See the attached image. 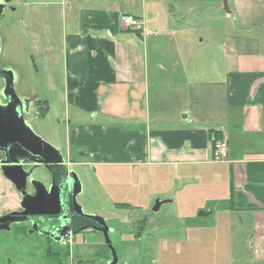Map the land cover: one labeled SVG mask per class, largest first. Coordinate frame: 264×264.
<instances>
[{
  "label": "crops",
  "instance_id": "1",
  "mask_svg": "<svg viewBox=\"0 0 264 264\" xmlns=\"http://www.w3.org/2000/svg\"><path fill=\"white\" fill-rule=\"evenodd\" d=\"M222 1L29 0L24 35L1 27L0 56L15 43L33 56L42 52L47 90L64 99L68 162L141 167L142 184L147 168L183 193L190 216L211 215V203L227 200V218L247 234L246 250L234 253L264 264V0H227L230 13ZM121 13L136 15L151 34L124 27ZM207 34L220 40L204 42ZM2 64L13 68L9 58ZM213 139L226 140L225 160L210 158ZM73 150L79 161L70 159ZM19 199L0 171V214ZM34 237L20 243L0 234V264H13L16 250L30 251L27 238ZM40 253L48 264L59 262L53 252Z\"/></svg>",
  "mask_w": 264,
  "mask_h": 264
},
{
  "label": "rangeland",
  "instance_id": "2",
  "mask_svg": "<svg viewBox=\"0 0 264 264\" xmlns=\"http://www.w3.org/2000/svg\"><path fill=\"white\" fill-rule=\"evenodd\" d=\"M26 1L29 0H14L12 3L15 7V12H11L13 15L11 20H15L12 22V35L17 30L24 35ZM37 8L40 9L41 6ZM163 37L164 35H161L159 39ZM211 39L215 42L220 40L218 34H207L204 42L211 44ZM160 42L162 43V40ZM197 46L199 45L194 42L191 48L193 67L197 66L199 54ZM212 51L211 54L217 55L216 49ZM5 58H9L13 67L10 66L11 70L19 81L18 85L34 93L36 99L47 100L49 108L43 116L38 115L32 105L29 122L35 132L57 147L66 159L65 142L68 128L65 125L64 99L56 92L47 90L48 71L42 52L34 53L33 56L26 45L15 43L6 48L3 58L0 57L1 65ZM69 118L73 123L71 115ZM86 123L88 122L84 124ZM50 128H54V136L49 134ZM78 157L74 150L71 151L70 158L73 161H79ZM70 167L81 184V191L75 197L76 203L84 214L99 215L105 219L109 226L108 237L117 251L119 262L126 264H247L250 262L251 254L242 256L234 253L240 247L242 252L246 250L247 234L237 219L227 218V200L219 199L211 203L213 205L211 215L200 216L201 210L198 212L195 210L190 216L188 213L191 211L183 208L189 204L187 198L184 199L183 193L167 189L166 185L153 179L151 170L147 168L144 170L146 181L142 184L138 177V172H142L141 167L113 164L95 166L94 170L93 166L82 167L72 163ZM134 167L136 172L132 170ZM38 175L41 174L36 172L35 176ZM156 199H173V201L165 203L155 212L152 206ZM136 236L141 237L137 239ZM230 243L232 250L229 247ZM53 244L60 249L59 262L56 264H108L111 256L102 232L94 229L80 231L73 240L64 245ZM72 247L77 253L83 250L82 256H77L78 259H75L72 252L67 254ZM16 255L13 264H48L34 247L26 252L16 250ZM231 256L234 259L230 261Z\"/></svg>",
  "mask_w": 264,
  "mask_h": 264
},
{
  "label": "water",
  "instance_id": "3",
  "mask_svg": "<svg viewBox=\"0 0 264 264\" xmlns=\"http://www.w3.org/2000/svg\"><path fill=\"white\" fill-rule=\"evenodd\" d=\"M11 0H0V6L5 7L0 10V19L5 18L9 13L15 12V8L8 6ZM9 3V4H8ZM223 9L225 12L230 13L227 5V0H223ZM15 20H10L8 22L0 21V26L4 28H9ZM12 27V26H11ZM2 34L0 31V51H1ZM1 75H7L5 80V87L2 91V96L4 100L0 99V151H3V156L0 157V171L2 175L9 180L15 187V189L21 194L20 205L24 209L23 212L16 213L19 215L29 213V214H58L59 206L61 205V193L60 188L55 185L53 181L52 184L47 187L43 182L37 179H30L29 185L33 190V193H28L26 189L27 177L29 172L24 168L26 160L19 158L13 159L10 156L11 149L14 147H20L22 150L29 152L32 157L33 163L45 166V168L50 169L51 166L63 164L65 159L62 156L61 151L43 139L39 134L35 132L33 127L30 125L28 120L25 118L24 114L28 110V106L34 100V95L21 96L19 95L14 87L13 81L16 79L15 74L11 69L3 68L0 69ZM10 79V80H9ZM12 83V84H11ZM69 176L71 196L73 197V202L75 210L80 215L88 216L100 225L99 227L92 226L93 228L102 231L104 235L105 244L111 251V259L108 264H118V258L116 256L115 249L108 237V226L105 223L103 217L99 215H87L81 210V207L76 203L75 196L81 191V184L76 176V174L70 170L67 174ZM170 202V200L156 199L152 206L153 211H158L165 203ZM31 207L32 211H25V208ZM49 210H47V208ZM57 207L56 210L52 208ZM13 213L1 215L0 229L7 227V224L13 222L16 218H12ZM200 215H206L205 212H200ZM19 220H22L21 218ZM68 226L65 227L67 229ZM67 235L61 236L65 238ZM54 240H59L54 238Z\"/></svg>",
  "mask_w": 264,
  "mask_h": 264
},
{
  "label": "flooded vegetation",
  "instance_id": "4",
  "mask_svg": "<svg viewBox=\"0 0 264 264\" xmlns=\"http://www.w3.org/2000/svg\"><path fill=\"white\" fill-rule=\"evenodd\" d=\"M13 1L11 0L10 4L8 6L14 7L13 6ZM16 1V0H15ZM15 8V7H14ZM4 9V12H7L6 6L3 8L0 6V10ZM4 19H0V21L4 22ZM0 26V31H1ZM1 53V51H0ZM1 57V56H0ZM3 68H8L5 65H1L0 62V69ZM10 69V68H8ZM6 74L3 76L0 74V99L3 101L4 98L2 96V91L5 87V80H6ZM10 80V79H9ZM18 79L16 78L13 81V87L15 91L21 95V96H26L28 97L29 95L32 94V92L29 90H24V88L18 85ZM35 97V96H34ZM36 97L34 98L33 102L30 103L28 106L27 112L24 114L25 118L28 120L30 119V114L32 110V105L35 107V110L38 114V108L36 106ZM35 112V113H36ZM30 123V122H29ZM31 125V124H30ZM32 126V125H31ZM34 129V127H33ZM3 151H0V157L3 156ZM10 156L13 159L19 158L22 160H26L27 162L24 164V168L29 172V176L27 177V185H26V191L30 194L33 193L32 188L29 185V180L30 179H37L43 182L47 187H49L52 182H55V185L60 188V193H61V205L59 206V213L58 214H29L25 213L22 215L16 214L23 212L24 209L20 205L21 203V194L18 192L20 195V199L18 201L17 208L9 210L5 213H1V215H6L13 213L12 218H16L13 222L7 224V227L4 229H0V234L3 232H6V234L12 235L14 240H18L21 243L22 236H35L33 240L31 238H27V242L31 243V246L34 247L38 252H50L56 257L59 258L60 256V249L56 247L53 243L61 244L64 245L68 241L73 240L77 234L80 233V231L86 230V229H94L92 226L99 227L100 225L98 224L97 221L94 219L85 216V215H80L76 212L74 202H73V197L71 196V188L70 186V181H69V176L67 175L69 171L71 170V162H68L67 159H65L63 164L60 165H54L51 166L50 169L45 168V166L35 164L30 160H33L32 155L27 152L22 150L20 147H14L11 149ZM63 156V154H62ZM64 157V156H63ZM71 159V158H70ZM38 172L41 175L35 176V173ZM14 186V185H13ZM76 197V196H75ZM47 210H49L48 207H46ZM57 207L52 208V210H56ZM32 211L33 209L31 207L25 208V211ZM102 217V216H101ZM22 220H19V219ZM105 220V219H104ZM106 223V221H105ZM3 224L0 223V226ZM107 225V223H106ZM67 229H65V227ZM108 226V225H107ZM109 228V226H108ZM99 231V230H97ZM102 232V231H101ZM109 232V229H108ZM103 234V233H102ZM67 235L65 238H61V236ZM104 236V235H103ZM137 239H139L141 236H136ZM54 238H58L59 240H54ZM108 248V247H107ZM115 249V248H114ZM110 251V250H109ZM73 253L72 256L75 258L76 256V249L74 247L69 249V252L67 251V254ZM116 256H117V251L115 249ZM111 255V251H110ZM112 256V255H111ZM111 256L109 259H111ZM118 258V256H117ZM78 259V258H77ZM118 264H126V263H121L119 262L118 259Z\"/></svg>",
  "mask_w": 264,
  "mask_h": 264
},
{
  "label": "built area",
  "instance_id": "5",
  "mask_svg": "<svg viewBox=\"0 0 264 264\" xmlns=\"http://www.w3.org/2000/svg\"><path fill=\"white\" fill-rule=\"evenodd\" d=\"M120 23L135 32L142 33L144 36L151 32L142 26V22L136 15L121 13L119 16ZM210 158L215 161H222L228 157V145L224 139H213L209 145Z\"/></svg>",
  "mask_w": 264,
  "mask_h": 264
},
{
  "label": "trees",
  "instance_id": "6",
  "mask_svg": "<svg viewBox=\"0 0 264 264\" xmlns=\"http://www.w3.org/2000/svg\"><path fill=\"white\" fill-rule=\"evenodd\" d=\"M36 106L38 108V115L43 116L48 111V102L47 100H36Z\"/></svg>",
  "mask_w": 264,
  "mask_h": 264
}]
</instances>
